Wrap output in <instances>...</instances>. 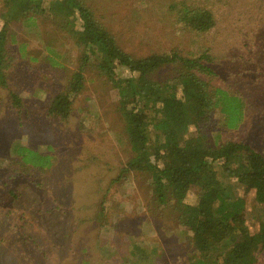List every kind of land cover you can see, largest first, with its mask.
I'll use <instances>...</instances> for the list:
<instances>
[{
  "label": "rangeland",
  "instance_id": "rangeland-1",
  "mask_svg": "<svg viewBox=\"0 0 264 264\" xmlns=\"http://www.w3.org/2000/svg\"><path fill=\"white\" fill-rule=\"evenodd\" d=\"M83 1L134 56L205 54L212 83L242 104L233 127L218 109L209 114L200 125L208 144L240 141L264 155V0ZM181 1L209 9L215 25L204 33L185 29L168 9ZM7 10L0 0V28L7 21L6 49L14 56L0 87V264H194L191 233L171 204L153 200L148 175L121 174L131 151L116 90L87 67L69 116H53L50 102L78 68L80 49L46 14L10 20ZM174 74L165 67L154 78ZM23 146L48 155L50 164H19ZM216 169L231 195L244 198L247 226L256 232L264 206ZM197 199L189 192L184 201ZM256 264H264V248Z\"/></svg>",
  "mask_w": 264,
  "mask_h": 264
},
{
  "label": "trees",
  "instance_id": "trees-1",
  "mask_svg": "<svg viewBox=\"0 0 264 264\" xmlns=\"http://www.w3.org/2000/svg\"><path fill=\"white\" fill-rule=\"evenodd\" d=\"M4 4L10 20L46 14L80 49L78 68L50 102L53 116H69L87 67L95 68L116 90L131 151L121 174L148 175L153 200L159 206L171 204L179 226L191 233L198 254L194 264H256V253L264 248V220L256 232L250 231L244 198L231 195L216 168L245 191H252L256 202L264 206V155L240 141L208 144L200 125L209 114L218 109L225 124L233 127L240 120L242 104L237 94L212 83L214 72L202 62L205 54L185 57L172 51L134 56L118 44L83 0H4ZM168 9L194 33L207 32L215 25L209 9L182 1L170 3ZM6 24L0 28V87L6 84L5 70L14 60L6 49ZM171 66L174 75L154 78ZM11 100L19 105L16 95ZM190 126L194 130L187 135ZM17 155L19 164L28 167L50 164L48 155L28 147H18ZM189 192L197 195L195 204L184 201Z\"/></svg>",
  "mask_w": 264,
  "mask_h": 264
},
{
  "label": "crops",
  "instance_id": "crops-1",
  "mask_svg": "<svg viewBox=\"0 0 264 264\" xmlns=\"http://www.w3.org/2000/svg\"><path fill=\"white\" fill-rule=\"evenodd\" d=\"M133 246H134V245H133ZM135 248H137V249H134V248H133V250H134L135 252H133L131 255H136V254H135L136 251H137V250H140V249H138L137 245L135 246ZM142 251H143V250H142Z\"/></svg>",
  "mask_w": 264,
  "mask_h": 264
}]
</instances>
